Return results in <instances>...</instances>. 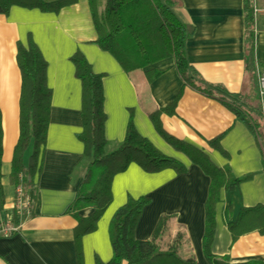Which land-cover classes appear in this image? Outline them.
Masks as SVG:
<instances>
[{
	"label": "crops",
	"instance_id": "obj_1",
	"mask_svg": "<svg viewBox=\"0 0 264 264\" xmlns=\"http://www.w3.org/2000/svg\"><path fill=\"white\" fill-rule=\"evenodd\" d=\"M172 1L175 17L190 31L184 42L187 62L217 97L250 107L257 96L256 69L264 67V15L251 19L255 75L251 77L243 47V0ZM252 4L261 7L264 0H251ZM90 12L88 0H75L56 12L13 5L8 13L0 14V223L10 220L18 226L8 235L0 234V264H94L96 259L107 262L112 256L108 223L126 196L149 199L136 222L132 235L135 239L149 238L161 214L172 215L186 230L194 264H211L201 247L209 177L181 149L167 142L147 116L148 110L169 104L181 88L173 58L166 57L145 67L144 70L160 71L148 83L141 73L128 76L109 52L94 43L97 33ZM28 34L46 61L45 81L51 95L40 167L34 177L37 197L25 210L16 206V188L8 174L12 148L18 138L21 77L16 45H25ZM76 50L84 55L92 71L101 75L105 139L122 141L131 114L133 126L141 136L184 166L182 172L170 168L145 172L131 162L116 173L110 183L111 202L98 218L96 229L80 237L79 263L73 239L77 221L64 212L81 180L71 171L83 155L82 142L77 138L82 129L81 85L69 59ZM229 93L240 94L244 99ZM219 98L185 86L175 101L173 114L160 113V126L182 146L202 151L214 167L227 166L235 177H243L234 188L219 192L214 206L211 253L226 256L233 263L264 262V232L252 229L233 238L227 228L241 207L264 206L263 142ZM216 135H220L221 150L208 142ZM91 210L83 208L78 215L86 217ZM261 218L259 222L264 223V215Z\"/></svg>",
	"mask_w": 264,
	"mask_h": 264
},
{
	"label": "trees",
	"instance_id": "obj_2",
	"mask_svg": "<svg viewBox=\"0 0 264 264\" xmlns=\"http://www.w3.org/2000/svg\"><path fill=\"white\" fill-rule=\"evenodd\" d=\"M74 2L75 0H0V14L8 13L13 5L56 12ZM88 2L97 33L94 43L100 49L109 52L128 76L141 73L148 83L158 76L160 71L144 68L160 59L172 57L177 76L182 82L181 88L187 86L211 98H219L187 62L184 42L190 31L175 17L171 10L174 3L172 0H88ZM250 6L251 0H243L245 23L243 47L246 67L253 77L255 76L253 21ZM25 42V45L19 42L16 45V63L21 77L18 95V138L12 148L8 175L10 183L21 188L22 198L27 197L30 202L37 197L34 177L40 167V154L46 137L51 91L45 81L47 65L45 59L30 34L27 35ZM71 54L69 59L74 67V75L81 85L82 129L78 132L77 138L82 142L83 155L81 162L71 171L74 176L80 175L81 180L76 185L73 200L64 212L70 213L77 221L73 228V239L79 263L80 237L96 229L98 218L111 202L110 183L116 173L122 172L131 162L145 172H156L162 168L182 172L184 166L172 157L164 155L141 136L133 126L131 114L123 140L119 142L106 140L102 132L105 114L102 105L101 75L92 71L79 50ZM181 88L169 104L148 110L147 116L150 117L155 130L162 134L167 142L176 149H181L209 177L203 206L202 251L211 264H264L259 260L233 263L226 256H216L210 251L209 245L215 225L214 206L219 199V192L234 188L243 177H235L227 166L214 167L202 151L192 146H182L178 140L161 129L159 115L162 112L173 114ZM229 94L234 98L244 99L240 94ZM257 98L256 96V100L248 108L222 97L219 100L246 124L258 141L264 142L262 118L264 105H261ZM1 135L0 123V161ZM219 137L220 135H216L208 140L210 146L217 150H221ZM27 151L29 152L24 160ZM126 197L124 204L114 210L108 223L112 256L105 263L96 259L94 264H194V254L186 230L172 215L161 214L149 238L135 239L132 235L136 222L149 199L144 196ZM87 207L92 208L91 213L86 217H80L78 211ZM261 213H264V206L261 205L241 207L236 220L227 224L232 237L235 238L252 229L264 232V223L259 222L264 215Z\"/></svg>",
	"mask_w": 264,
	"mask_h": 264
},
{
	"label": "built area",
	"instance_id": "obj_3",
	"mask_svg": "<svg viewBox=\"0 0 264 264\" xmlns=\"http://www.w3.org/2000/svg\"><path fill=\"white\" fill-rule=\"evenodd\" d=\"M251 12H252V19H254V17L257 14H263L264 15V6H256L254 4H252L251 6ZM256 86H257V99H259L260 104L263 105L264 102V67H258L256 69ZM260 147H261V152L263 153L264 156V142L260 143ZM16 188V196H15V203L16 206L20 209H29V199L27 197L22 198L21 196V188H19L18 186L15 187ZM18 226L11 223L10 220H7L5 222L0 223V234L2 235H8L14 231H16L18 228Z\"/></svg>",
	"mask_w": 264,
	"mask_h": 264
}]
</instances>
